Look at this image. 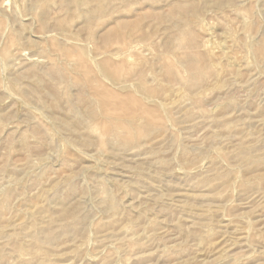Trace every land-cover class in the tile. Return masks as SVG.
Listing matches in <instances>:
<instances>
[{"label":"rangeland","instance_id":"obj_1","mask_svg":"<svg viewBox=\"0 0 264 264\" xmlns=\"http://www.w3.org/2000/svg\"><path fill=\"white\" fill-rule=\"evenodd\" d=\"M0 264H264V0H0Z\"/></svg>","mask_w":264,"mask_h":264}]
</instances>
